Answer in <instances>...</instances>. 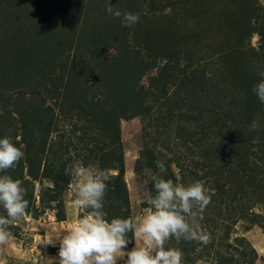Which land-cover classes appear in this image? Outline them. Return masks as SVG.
I'll return each instance as SVG.
<instances>
[{
    "label": "rangeland",
    "instance_id": "rangeland-1",
    "mask_svg": "<svg viewBox=\"0 0 264 264\" xmlns=\"http://www.w3.org/2000/svg\"><path fill=\"white\" fill-rule=\"evenodd\" d=\"M133 1L0 0V114L2 116L0 127L2 126L4 137L10 138L16 129L15 126L18 124L19 118L15 114L16 108L29 107L25 105V98L26 101L31 98V91L23 88V92L21 91L19 95L21 97L18 99L19 102L11 101L14 97L11 100L6 99L4 92L11 81L13 83L16 80L18 86L27 84L26 87H31L29 84L32 82L31 79L37 81L42 78L39 73L48 75L49 72L51 73L50 77L55 78L57 86L61 83L60 90L64 81L72 78L71 87L77 86L81 81L87 89L88 96L95 94L96 88L92 86L93 81L96 78L97 81H100V77L96 73L99 71L97 68L105 58H110L116 51L108 44L107 34L112 35L117 32L121 23V18L109 15L106 9L111 4L114 10L118 9L123 13L125 6L121 8L122 4L127 6ZM261 2L262 0H257V4ZM85 3H88L89 8L84 6ZM138 7V10L133 13L138 16V22L131 26L133 30L131 37L134 36L138 41L145 42L144 44L149 50L140 45L141 56L144 57V60L146 58L150 64L153 54L176 51L187 56L194 54L205 56L211 50H217L225 54L224 59L230 70L227 69V73L225 72L226 78L231 80L245 71L248 57L251 56L250 52L241 53L235 50L231 30L233 27L237 29L245 26L244 21L252 16L249 0H142ZM98 34L106 36L94 39L96 42H92V37ZM234 34L237 35V32ZM136 39L133 41L137 42ZM76 41L81 53L79 50H75ZM260 42L259 35L253 33L246 41V47L251 46L257 49ZM45 47L48 48L50 54L54 53V58L61 55L59 65L51 67L46 62L50 54L44 50ZM97 48L103 50L96 51ZM89 49H93L94 52ZM82 54L85 55L86 62H80ZM155 58V64L139 79V85L147 87L149 78L155 76L163 64L172 65L174 63L163 56ZM179 65H184V61L180 60ZM216 65H202L206 77L213 74L214 70L215 73L218 72ZM242 66L243 68H240ZM255 69L259 73L262 67L257 64ZM101 79L104 81L103 78ZM11 84L10 90L16 87ZM173 90L174 88L171 86L167 89V93L169 94ZM34 93H36L35 90ZM37 95L39 96V93ZM60 97L58 95V98L51 100L46 97L43 99V103L52 105L56 120L52 121L50 125L43 122L34 131L37 134L48 131V143L60 140L62 146H65L61 159L65 162L66 182L60 192L64 221L60 222L56 219L55 211L58 208L55 206L52 209H37L38 216L36 218L26 213L22 220L13 221L7 229L11 236L4 244L0 245V264H52L49 260L43 259L42 246L48 252L54 247H58V242L55 246L46 245L45 242L49 239L56 242L65 234L64 231L71 229L78 218L87 214L84 209H78L74 204L75 196L71 186L78 178L73 174V166L76 164L83 166L82 161L86 159L85 156L88 152H82V147L93 150L90 157L86 159L89 163H92L91 159L97 148L94 146V142L85 146L74 139L81 134L79 130H76L81 126V122L76 116L70 114H66L63 118L59 110L61 107L58 106ZM54 100L58 102L57 105L53 104ZM147 102L150 104L149 100ZM150 107L153 109L154 105ZM169 107L175 113L179 110L178 106L173 108L170 105ZM261 108L264 110V103ZM8 113H11L12 117L9 121L11 126L3 121ZM153 113V110H150L151 115L144 119L134 116L119 120L124 181L130 204V217L142 216L150 208L149 200L155 191L154 177L171 179L174 183L185 185L199 181L205 185L206 195L211 197V193L215 194V201L211 200L197 217L199 231L197 237L193 238V242L197 245L193 251L186 254V245H182V240L173 241L170 239L166 248H177L182 251L181 264H215L217 253H226L238 259L242 258L240 252L244 247L239 244L238 239L244 236L254 250V255H252L249 254L250 248H246L248 258L252 259L253 264H264V205L249 204L250 198L248 201L249 212L252 211L260 216L257 222L236 220L230 227L229 234L225 236L223 228L225 222L223 219L217 218L219 210L215 207L220 208L221 217L224 215L225 218L227 217V213L224 214L227 205L219 202L222 199L219 194L220 197L217 196L216 187H208L204 183L205 177L199 180L195 178L201 176L200 172H197V176H195L194 171H190L189 175L194 177L191 181L185 168L181 167L183 164H178L179 162L184 164L192 162L196 153L189 154V151L197 150L195 146H198L191 144L184 134L185 122L180 117L173 123H167L165 122L166 118L160 119ZM152 115L156 118L155 123L151 127H147L146 136L143 137L142 127L147 125L146 123L152 119ZM3 125L9 127L4 128ZM191 126L200 132L199 128L202 127V124L191 123ZM199 134L203 135L201 132ZM15 139L19 140V136H16ZM145 143L148 144L147 149H145ZM158 161L164 163L165 173L159 172ZM136 166H141V168L136 170ZM85 168H93V166ZM115 172L108 171L112 174ZM43 184L51 185L49 181H44ZM32 186L35 196L34 204L35 207H39L38 189L40 185L35 181ZM223 201L227 204L229 200L224 198ZM237 204L238 202L235 205ZM234 212V217L240 214L237 210ZM201 215L202 219L199 218ZM210 216H213L216 222L210 221ZM206 219L208 220L206 221ZM14 229L17 231L16 233L13 232ZM210 232L212 233L210 234ZM201 233L209 237L207 243H203L199 239ZM141 246H143L142 240L133 234L132 245L128 248Z\"/></svg>",
    "mask_w": 264,
    "mask_h": 264
},
{
    "label": "trees",
    "instance_id": "trees-1",
    "mask_svg": "<svg viewBox=\"0 0 264 264\" xmlns=\"http://www.w3.org/2000/svg\"><path fill=\"white\" fill-rule=\"evenodd\" d=\"M140 1L142 0H134L127 6L123 3L121 8L125 6L123 7L124 12L134 13L138 10ZM249 2L252 16L244 21L245 26L237 29L233 27L231 34L235 50L241 53L249 51L251 56L248 57L245 71L232 78V81L226 78L225 72L227 73L229 68L224 59L225 54L217 50H211L205 56L198 54L187 56L176 51L153 54L150 64L146 58L144 60L141 56L140 45L147 49L145 42L138 41L134 36L131 37L132 27H124L122 23L117 28V32L112 35L107 34L108 44L116 51L110 58H105L97 68L99 71L96 73L100 81H97L96 77L93 81L92 86L96 88L95 94L88 96L87 89L81 81L75 86L76 88L71 87L72 78L65 80L60 90L61 83L57 86L55 78H51L49 72L48 75L39 73L42 78L37 81L31 79L32 82H29L31 87H26L27 84L18 86L16 80L13 83L11 81L12 84L9 83L4 92L6 99L11 100L14 97L11 101L19 102L18 99L21 98L19 95L21 91L23 92V88L31 91L32 99L26 101L25 98V105L29 107L16 108L15 114L19 117L18 124L10 135L11 141L21 148L24 156L13 168L0 172V175H9L13 179L22 181V187L26 189L25 199L28 201L26 213L36 218L39 209H52L55 206L58 208L55 211L56 219L58 221L64 219L60 192L66 182L65 162L61 159L65 146H62L60 140L48 143L47 130L45 133L38 134L34 131L43 122L50 125L56 120L52 105L43 103V99L46 97L51 100L60 95L58 106L61 107L59 110L63 118L66 114H70L76 116L81 122V126L76 129L81 134L74 139L85 146L94 142L97 148L92 156V163L87 162L86 159L90 157L93 150L81 148L82 152H88L86 159L82 161L83 166L92 165L93 168L104 169L107 173L109 170L116 171L113 174L108 173L110 180L107 182L108 188L103 201V211L109 221L115 217H130V204L124 181L119 120L134 116L144 119L149 117L150 110H153V115H157L160 119L166 118L167 123H173L180 117L185 122L184 134L191 144L198 146H195L197 150L189 151V154L196 153L192 162L185 164L179 162L178 164H183L181 167L185 168L188 175L191 174L190 171H194L195 176L197 172L202 173L201 176L195 178L199 180L205 177L204 183L208 187H216L217 196L220 195L222 199L219 202L227 205L224 213H227V217L225 218L224 215L221 217L220 208L215 207L219 210L217 218L225 222L223 227L225 236L229 234L230 227L236 220L256 223L260 216L252 211L249 212L248 201L251 198L249 204L264 205V110L252 88L264 79L255 69L257 64L264 69V0L259 4L257 0H249ZM84 6L89 8L88 3ZM235 32L237 35L234 34ZM253 33L259 35L261 40L257 49L251 46L246 47V41ZM104 35H95L91 41L96 42L97 38H102ZM134 39L137 42H134ZM75 45V50L81 53L77 41ZM44 50L49 52L47 47ZM89 50L94 52L93 49ZM102 50L97 48L96 51ZM53 56L54 53L48 55L46 61L51 67L59 65V60H61V55L57 58ZM84 56V54L80 56V62H86ZM159 56L168 58L174 63L172 65L163 64L158 73L149 78L147 87L139 85V79L155 64V57ZM180 60L184 61V65H179ZM203 64H217L218 72L215 73L214 70L213 74L206 77ZM10 84L16 87L10 90ZM171 86L174 90L168 94L167 89ZM53 104L57 105L58 102L54 100ZM151 105H154L153 109ZM170 105L173 108L179 107L177 113L169 107ZM153 115L152 119L147 121V125L142 127L143 137L146 136L147 127L155 123L156 118ZM0 118L2 119L1 114ZM10 119H12L11 113H8L3 121L11 126ZM254 120L259 122V128L251 131L250 125ZM191 123H201L202 127L199 130L203 135H200ZM8 125H3V127H9ZM2 132L1 126L0 138H4ZM16 136H19V140L15 139ZM147 146L148 144L145 143V149ZM137 160L139 162V159ZM140 168L141 166H136V170ZM189 177L191 181L194 178L191 175ZM35 181L40 185L38 189L39 207H35L34 204L35 196L32 185ZM44 181H49L51 185H44ZM150 188L153 189V187ZM155 194L154 191L151 197ZM211 194V200L215 201V194ZM224 198L229 200L227 204L223 201ZM237 202L238 204L235 205ZM234 210L240 212L237 217H234ZM88 211L91 209H84L85 213ZM0 215H7L2 206H0ZM213 216H210L209 220L216 222ZM203 220L205 221V218ZM13 232L17 231L14 229ZM127 238L131 241L128 246H131L133 233H128ZM172 240L176 239L172 238ZM181 240L182 245H186V254L193 251L197 245L193 239ZM238 242L244 247L240 252L242 258L217 253L215 264H253L252 259L248 258V253H246V248L249 247V254L254 255L253 248L244 236L240 237Z\"/></svg>",
    "mask_w": 264,
    "mask_h": 264
},
{
    "label": "clouds",
    "instance_id": "clouds-1",
    "mask_svg": "<svg viewBox=\"0 0 264 264\" xmlns=\"http://www.w3.org/2000/svg\"><path fill=\"white\" fill-rule=\"evenodd\" d=\"M109 15L121 18L122 26L131 27L138 22V16L121 12L109 4ZM264 77V69L259 72ZM261 103H264V79L252 88ZM259 128L254 120L250 130ZM21 148L15 146L9 137L0 138V172L13 168L23 158ZM160 173H165L163 162H157ZM73 174L78 179L71 186L75 196L74 204L79 209H91L78 218L71 229L56 242L49 239L46 245L58 242L56 258L52 264H181L183 253L177 248H166L167 242L190 240L197 237L199 226L197 217L211 202L199 181L188 185L174 183L171 179L154 177L155 195L150 198V208L146 214L135 218L115 217L106 219L103 201L110 177L106 170L73 166ZM22 181L9 175H0V206L6 216L0 215V245L11 233L7 230L13 221H20L26 215L28 201ZM202 219V215L199 217ZM142 240L143 246L128 249L131 242L128 233ZM203 243L209 237L199 235Z\"/></svg>",
    "mask_w": 264,
    "mask_h": 264
},
{
    "label": "crops",
    "instance_id": "crops-1",
    "mask_svg": "<svg viewBox=\"0 0 264 264\" xmlns=\"http://www.w3.org/2000/svg\"><path fill=\"white\" fill-rule=\"evenodd\" d=\"M60 222H63L64 220H59ZM68 231V230H67ZM67 231H64L65 233H67ZM44 250V253L42 254L44 256L43 259L45 260H49L50 262H52L50 259L52 258H56L57 257V253H58V250H59V246L58 247H54L52 250H50L49 252L46 250V248H42ZM130 250V248H128ZM46 254V255H45ZM44 262V261H43ZM43 264V263H41ZM54 264H55V261H54Z\"/></svg>",
    "mask_w": 264,
    "mask_h": 264
}]
</instances>
